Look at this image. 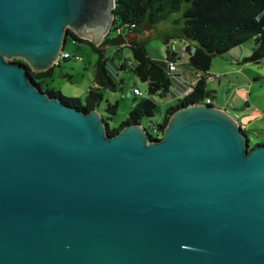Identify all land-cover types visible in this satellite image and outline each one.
Segmentation results:
<instances>
[{
    "label": "water",
    "instance_id": "obj_1",
    "mask_svg": "<svg viewBox=\"0 0 264 264\" xmlns=\"http://www.w3.org/2000/svg\"><path fill=\"white\" fill-rule=\"evenodd\" d=\"M115 0H0V264H264V144L180 106L157 140L41 91L66 31L98 49ZM134 36H136L134 34Z\"/></svg>",
    "mask_w": 264,
    "mask_h": 264
},
{
    "label": "trees",
    "instance_id": "obj_2",
    "mask_svg": "<svg viewBox=\"0 0 264 264\" xmlns=\"http://www.w3.org/2000/svg\"><path fill=\"white\" fill-rule=\"evenodd\" d=\"M185 4L187 7L182 12L183 25L179 31L180 38L190 44L184 48V51L188 53V65L194 72V78L197 73L200 76L190 92L177 99L175 106L166 109L160 121L151 124L148 132L152 140L159 138L166 126L168 116L180 106L206 100L211 102L214 99V92L206 90L205 80L212 77L209 74V69L215 56L223 55L250 42L251 54L243 59V62L258 64L264 61V0H115L114 19L110 33L114 32L117 36L109 39V33L99 46L114 45L129 49L132 62L128 64L121 62L118 64V69L129 68L141 83L147 85L146 94L149 97H164L170 91V74L176 70L169 71L168 66L174 64L177 69L178 62V55L168 47L169 41L174 35L163 37L164 43L167 45V56L164 61L151 59L147 54L144 42L139 39L125 41L123 35L127 32L138 36L144 31L146 25L153 26L167 20L172 14L179 12ZM66 37V41L71 38L74 44L89 45L97 55L94 65V87L87 91L83 104L78 98H66L60 92L48 88L53 68L46 72L34 73L23 62L16 60L14 62L26 68L28 77L41 91L60 98L67 106L87 113L97 109L102 102L101 90L116 91L117 83L108 73L104 48L98 49V46L74 36L70 31H66ZM134 90L138 89L134 88ZM134 96L138 97L140 94H134ZM149 97L135 100L125 121L117 127L106 125L107 133L113 136L126 125L141 124L145 118H152L158 105ZM116 107V104L106 103L104 118L107 122L115 116ZM243 131L247 133L246 130ZM252 133L254 134V131ZM260 144H264V141L256 144L250 141L249 149Z\"/></svg>",
    "mask_w": 264,
    "mask_h": 264
},
{
    "label": "rangeland",
    "instance_id": "obj_3",
    "mask_svg": "<svg viewBox=\"0 0 264 264\" xmlns=\"http://www.w3.org/2000/svg\"><path fill=\"white\" fill-rule=\"evenodd\" d=\"M186 7V4L183 5L179 12L172 14L165 21L153 26L146 25L141 36L148 56L153 60L164 61L167 56V45L163 37L174 35L168 47L176 52L178 62L176 71L170 74L171 88L166 96L149 97L146 94L147 85L141 83L129 68L118 69V64L121 62L126 64L132 62L127 47L108 45L104 48L107 70L117 83V90H101L103 99L97 109L104 117L106 103L117 105L116 114L109 121L111 127H117L125 121L135 100L149 97L158 105V109L152 118H145L141 122V125L148 129L152 123L161 120L166 109L175 106L178 98L183 97L187 81L191 79L193 72L187 70L188 67L190 68L188 53L184 51V48L190 44L181 39L179 33L183 25L182 12ZM116 36V33L111 32L108 38L112 39ZM249 44L250 42L244 43L223 55L215 56L209 69V74L214 78L206 79L205 87L206 90L215 93L212 101L216 107L225 109L227 114L236 117L235 120L241 124V128L247 131L249 140L256 144L264 141V62L258 64L243 62V59L251 54ZM63 51L73 57L67 60L59 58L53 67L48 88L60 92L66 98H78L83 104L86 93L94 82L97 55L89 45L74 44L71 38L66 41ZM134 88L140 91V96H134ZM151 132L153 134L152 130Z\"/></svg>",
    "mask_w": 264,
    "mask_h": 264
},
{
    "label": "built area",
    "instance_id": "obj_4",
    "mask_svg": "<svg viewBox=\"0 0 264 264\" xmlns=\"http://www.w3.org/2000/svg\"><path fill=\"white\" fill-rule=\"evenodd\" d=\"M117 33H120V31H117ZM71 57H73V56H72V55H69L68 53H65L64 51L60 54V58H61V59H69V58H71ZM75 59H78V58H75ZM168 70H169V71H175V70H176L175 65H174V64H170V65L168 66ZM199 76H200V74L197 73V74H196V77H195V78L193 79V81L188 85V88H187L186 93H188V92H190V91L192 90V87L194 86V84H195V82H196V80L198 79ZM209 78H210V79H213L214 77H209ZM93 87H94V85L92 84L90 88H93ZM133 93H134L135 95H139V94H140V92H139L138 90H134ZM204 103L210 105L211 102H210L209 100H206ZM229 107H231V105H230ZM232 108H233V107H232ZM233 118L235 119L236 117H233Z\"/></svg>",
    "mask_w": 264,
    "mask_h": 264
},
{
    "label": "crops",
    "instance_id": "obj_5",
    "mask_svg": "<svg viewBox=\"0 0 264 264\" xmlns=\"http://www.w3.org/2000/svg\"><path fill=\"white\" fill-rule=\"evenodd\" d=\"M143 33V32H142ZM142 33L140 34V35H136V36H134V34H129V33H125L123 36H124V39H125V41H129L130 39H139L140 41H142V39H141V36H142ZM236 58V57H235ZM264 62V61H263ZM187 70L188 71H192V69L191 68H187ZM193 73L194 72H191V79H188V84L186 85V88H185V92H184V94H186V91H187V88H188V85L193 81V78H194V76H193ZM183 94V95H184ZM215 94V93H214ZM179 99V98H178ZM211 105H214V106H216L214 103H213V101L211 100ZM224 111H225V109H223ZM239 124V123H238ZM239 126L241 127V124H239ZM243 130H245V129H243Z\"/></svg>",
    "mask_w": 264,
    "mask_h": 264
},
{
    "label": "clouds",
    "instance_id": "obj_6",
    "mask_svg": "<svg viewBox=\"0 0 264 264\" xmlns=\"http://www.w3.org/2000/svg\"><path fill=\"white\" fill-rule=\"evenodd\" d=\"M210 105H211V103H210ZM233 117V116H232Z\"/></svg>",
    "mask_w": 264,
    "mask_h": 264
}]
</instances>
